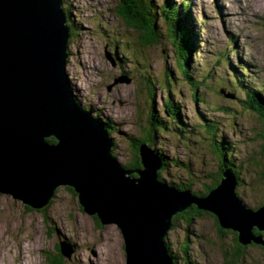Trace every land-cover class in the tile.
<instances>
[{
    "label": "rangeland",
    "instance_id": "rangeland-1",
    "mask_svg": "<svg viewBox=\"0 0 264 264\" xmlns=\"http://www.w3.org/2000/svg\"><path fill=\"white\" fill-rule=\"evenodd\" d=\"M156 1L163 7L166 1L181 5L183 0ZM186 1L194 50L181 70L179 58L184 59L162 20L159 41L144 44L142 33L120 17V0H64L71 34L68 87L82 110L110 124L114 154L126 169L143 167L139 150L141 167L126 165L135 161L132 138L143 136L156 107L155 114L168 122L156 144L169 165L161 178L159 169L158 178L170 188L181 190L176 184L185 182L191 188L184 190L203 191L222 175L220 149L227 146L240 170L236 194L246 209L256 210L264 204V120L242 99L247 86L264 94V0ZM170 98L178 106L172 116L164 106ZM46 207L33 208L0 192V264H125L118 226L83 211L72 187L58 186ZM177 214L166 242L178 264H225L228 259L264 264L259 242L238 241L244 246L240 255L230 252L237 244L235 230L220 226L210 210L189 222ZM61 240L71 245L69 255L58 248Z\"/></svg>",
    "mask_w": 264,
    "mask_h": 264
},
{
    "label": "water",
    "instance_id": "water-1",
    "mask_svg": "<svg viewBox=\"0 0 264 264\" xmlns=\"http://www.w3.org/2000/svg\"><path fill=\"white\" fill-rule=\"evenodd\" d=\"M62 5L63 0H0V192L41 209L58 186L72 187L83 211L118 226L125 264H175L168 229L173 215L192 204L238 231L240 243L264 244V204L246 209L230 170L198 197L159 180L162 161L146 143L139 148L142 168L120 163L105 126L69 90L71 34ZM60 246L70 254L69 243L61 240Z\"/></svg>",
    "mask_w": 264,
    "mask_h": 264
},
{
    "label": "trees",
    "instance_id": "trees-1",
    "mask_svg": "<svg viewBox=\"0 0 264 264\" xmlns=\"http://www.w3.org/2000/svg\"><path fill=\"white\" fill-rule=\"evenodd\" d=\"M192 1V0H190ZM64 2V0H63ZM187 1L183 0L181 1V5H175L174 2L170 3L169 1H166L163 3V7H159L156 0H120V5L118 8V12L120 17L125 21V23L130 27L137 28L142 33V39L144 44H155V42L159 41V38L162 36V31H160V24L159 20H162L163 23L167 27L168 35L171 38V40L176 43L178 46L179 51V57L182 55L183 59L179 58L182 70L185 68V64H188L190 61V56L192 51L194 50V41L193 37L191 35L190 27L186 24L187 18L186 12H189L190 7L187 5ZM136 6V7H135ZM175 6V7H174ZM63 8L67 14V18L69 19L70 15L67 12V9ZM189 15V14H188ZM189 18V17H188ZM67 19V24L69 23ZM187 23H189V20L187 19ZM187 25V26H186ZM115 44V43H114ZM115 50H118L117 44L114 46ZM181 47V48H180ZM182 62V63H181ZM185 75L188 76V72L185 71ZM153 82V81H152ZM153 84V83H152ZM197 84V83H196ZM198 85V84H197ZM247 93L245 94L244 98L242 100L244 106L247 108H250L258 113L260 119L264 120V94H258V91L254 90L252 87L247 86ZM256 93V94H255ZM257 94L261 97V99H258ZM263 98V99H262ZM263 100V101H261ZM166 105V106H165ZM165 107L168 108V111L171 113V116L175 113V111L178 109V106L175 105V102L172 98H170L166 104H164ZM155 110L152 111V116L150 119V123L148 124V127L144 129L143 136L137 137L136 139L132 138L134 140V148L136 156L134 158L135 161L131 162L130 164H127L126 167L132 168V167H141L140 158L137 155L140 144L141 143H147L154 151L160 156V159L162 161V167L161 171H159V178L162 177V171L168 167L169 161L167 160V157L165 156V153L163 152V149L159 148L156 144L158 142V139L160 137L159 130H165L168 122L163 119V117L160 116V113L155 114ZM159 112V111H158ZM176 115V114H175ZM176 119H178L181 122V116L176 115ZM105 128L108 131V134L111 136L112 130L111 126L108 122L105 121L104 123ZM183 126H179V132L184 131L182 128ZM264 128V126H263ZM213 129V128H212ZM261 135L264 139V131L261 132ZM113 138V137H112ZM114 139V138H113ZM51 140H55L53 137H51ZM217 147V146H216ZM227 146H224L223 149H220L223 156V162L224 165H222V169H228L230 170L235 178L238 181L237 187L241 184V178H240V170L236 167V162L234 160V156H232L231 150L227 149ZM115 151V150H114ZM113 151V152H114ZM262 153L264 155V141L262 145ZM184 164H188L187 162L182 161ZM222 176V175H221ZM221 176H217L216 179H213V181L209 184H206L203 191H197L195 192V195L197 196H206L211 189L215 187L217 183H219ZM261 181L263 183L264 181V167L261 171ZM178 188L181 190L186 188H191L190 184H187L185 182H181L179 184H176ZM236 187V193H238ZM196 204H192L189 206L186 211H183L181 213H178L176 215V218L183 217L184 220L187 222L191 221L195 215H200V213L203 211L202 209H199ZM47 207H45L46 209ZM97 218V217H95ZM218 219V218H217ZM219 222V221H218ZM257 230V229H256ZM235 234V240H237V244L234 245V247L231 249L230 252H233L235 256L240 255L242 250L244 249V246H242L239 241V234L237 231L234 232ZM168 248H169V242H168ZM187 247V246H186ZM185 247V248H186ZM58 248L61 250L60 244L58 245ZM186 253L188 254L189 251L186 250ZM227 251H225V255ZM172 254V253H171ZM173 261L175 264H178V258L175 254H172ZM234 260H227L225 261V264H234ZM53 264H62V262L59 260V263H53Z\"/></svg>",
    "mask_w": 264,
    "mask_h": 264
},
{
    "label": "bare ground",
    "instance_id": "bare-ground-1",
    "mask_svg": "<svg viewBox=\"0 0 264 264\" xmlns=\"http://www.w3.org/2000/svg\"><path fill=\"white\" fill-rule=\"evenodd\" d=\"M67 26H68V25H67ZM68 27H69V26H68ZM69 42H70V39H69ZM180 48H181V47H180ZM239 56H240V55H239ZM69 79H70V78L67 79V83L70 82L71 79H70V80H69ZM69 85H70V84H69ZM69 85H68V86H69ZM69 90H70V89H69ZM70 92H71V91H70ZM72 94H73V93H72ZM55 192H56V191H55ZM195 206H196V205H195Z\"/></svg>",
    "mask_w": 264,
    "mask_h": 264
}]
</instances>
